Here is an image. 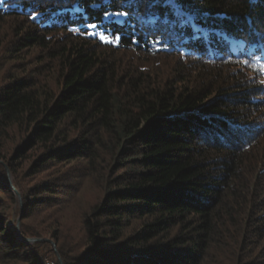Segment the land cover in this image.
<instances>
[{"label":"trees","instance_id":"1","mask_svg":"<svg viewBox=\"0 0 264 264\" xmlns=\"http://www.w3.org/2000/svg\"><path fill=\"white\" fill-rule=\"evenodd\" d=\"M122 2L0 5V264H264V2Z\"/></svg>","mask_w":264,"mask_h":264},{"label":"snow or ice","instance_id":"2","mask_svg":"<svg viewBox=\"0 0 264 264\" xmlns=\"http://www.w3.org/2000/svg\"><path fill=\"white\" fill-rule=\"evenodd\" d=\"M4 2V0H0V5H2ZM131 2V0H123L121 7L123 8L125 5H129ZM147 3H149V7L153 8L156 7L157 5L163 8H167L169 9L172 14L174 15V17L176 18L174 21L170 22L167 18V15H165V19H164V24L168 25L169 23H171V25L173 27H176L177 25V21L179 24L180 28H183L186 24L189 23H193V17L187 13L184 10L183 4L181 3V0H146ZM261 2H264V0H261ZM17 5L15 3L12 4V7L15 8ZM93 6H97V5H93ZM73 11H79V9H73ZM129 11L128 10H116V11H105L103 13V15L105 17H128L129 16ZM31 18L33 20H35L36 17V13L35 11L31 12ZM117 24H121L123 23V21L116 19L114 21ZM86 28L88 29H96L97 28V24L95 23H88L86 24ZM193 30H194V35L192 36L193 40H199L201 39V37L203 36L204 31H211L212 33H215L217 35H222V33H220L219 30L213 29V30H201L199 29V26H196L193 24ZM87 34H91V35H95V33H87ZM257 36V42H264V33H256ZM100 39L106 43H110V44H116L118 45L121 42V37L119 35H116L115 38H110L107 35L101 34L100 35Z\"/></svg>","mask_w":264,"mask_h":264},{"label":"water","instance_id":"3","mask_svg":"<svg viewBox=\"0 0 264 264\" xmlns=\"http://www.w3.org/2000/svg\"><path fill=\"white\" fill-rule=\"evenodd\" d=\"M8 176H9L10 185L13 188H15V185L13 184V180H12V174H11V172H10L9 169H8ZM18 199H19V202H20L21 207H23L22 197H21V194L19 192H18ZM20 218H21V216L19 217L18 222H17V229H18V233L21 235V232H20ZM24 239L27 242H29V243L42 242V241H47L48 240L46 238H38V237H30V238L24 237ZM51 242L54 245V247H56V242H54V241H51ZM59 260H60L61 264H63V261H62V259H61L60 256H59Z\"/></svg>","mask_w":264,"mask_h":264},{"label":"rangeland","instance_id":"4","mask_svg":"<svg viewBox=\"0 0 264 264\" xmlns=\"http://www.w3.org/2000/svg\"><path fill=\"white\" fill-rule=\"evenodd\" d=\"M11 172V171H10ZM12 174V173H11ZM9 177V176H8ZM12 180H13V175H12ZM14 184V183H13ZM12 187V186H11ZM13 188V187H12ZM13 189H15V188H13ZM18 194V193H17ZM19 200V199H18ZM23 202V201H22ZM19 207H20V209H21V211H23L24 210V204H23V207H21V205H20V202H19ZM23 208V209H22ZM21 215H19V217H20ZM19 217H18V219H19ZM18 222V221H17ZM20 222H21V218H20ZM20 225H21V223H20ZM46 239H48V238H46ZM55 242V241H54ZM53 245V244H52ZM54 246V245H53ZM55 249H57V245H56V247H54ZM50 262H54V264H55V261L54 260H52V259H48V258H45V263L47 264V263H50ZM61 263V262H60Z\"/></svg>","mask_w":264,"mask_h":264},{"label":"bare ground","instance_id":"5","mask_svg":"<svg viewBox=\"0 0 264 264\" xmlns=\"http://www.w3.org/2000/svg\"><path fill=\"white\" fill-rule=\"evenodd\" d=\"M47 264H54V262H50V263H47Z\"/></svg>","mask_w":264,"mask_h":264}]
</instances>
